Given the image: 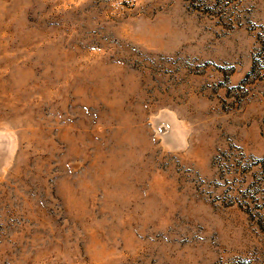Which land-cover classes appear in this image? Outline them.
Instances as JSON below:
<instances>
[{
	"label": "rangeland",
	"instance_id": "rangeland-1",
	"mask_svg": "<svg viewBox=\"0 0 264 264\" xmlns=\"http://www.w3.org/2000/svg\"><path fill=\"white\" fill-rule=\"evenodd\" d=\"M0 264H264V0H0Z\"/></svg>",
	"mask_w": 264,
	"mask_h": 264
}]
</instances>
